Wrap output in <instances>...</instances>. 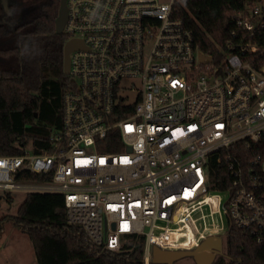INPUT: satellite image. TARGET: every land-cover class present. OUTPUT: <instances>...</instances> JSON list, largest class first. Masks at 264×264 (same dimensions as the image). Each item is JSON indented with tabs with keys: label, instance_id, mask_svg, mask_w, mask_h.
<instances>
[{
	"label": "built area",
	"instance_id": "1",
	"mask_svg": "<svg viewBox=\"0 0 264 264\" xmlns=\"http://www.w3.org/2000/svg\"><path fill=\"white\" fill-rule=\"evenodd\" d=\"M178 2L66 0L62 33L81 46L61 127L40 152L0 155L1 193L61 194L67 223L108 249L142 234L143 264L153 245L193 248L230 221L264 239V0L232 12L214 60ZM214 155L231 176L224 191L211 189ZM26 171L49 180H18ZM214 213L223 226L198 224Z\"/></svg>",
	"mask_w": 264,
	"mask_h": 264
},
{
	"label": "trees",
	"instance_id": "2",
	"mask_svg": "<svg viewBox=\"0 0 264 264\" xmlns=\"http://www.w3.org/2000/svg\"><path fill=\"white\" fill-rule=\"evenodd\" d=\"M34 1L39 2L37 8L22 22L12 23L20 10L14 4L9 6L11 21L0 22V155H14L26 147L40 152L49 147L51 132L61 127V100L70 80L62 72L66 36L55 31L60 1ZM245 1L179 0L176 15L193 29L200 49L219 59L222 52L217 46L225 49L232 12ZM4 13L0 4V14ZM209 172L211 189L229 187L231 176L216 155L211 156ZM17 179L49 180L27 171ZM1 196L12 201L9 191ZM23 198L14 214L0 218V228L8 220L26 233L36 264H143L142 234H125L119 250L108 249L94 244L79 226L67 223L61 194L33 191ZM225 246L224 254H217L211 264H264V239L257 241L232 221L225 231Z\"/></svg>",
	"mask_w": 264,
	"mask_h": 264
},
{
	"label": "rangeland",
	"instance_id": "3",
	"mask_svg": "<svg viewBox=\"0 0 264 264\" xmlns=\"http://www.w3.org/2000/svg\"><path fill=\"white\" fill-rule=\"evenodd\" d=\"M4 192L1 193L2 195ZM25 191L21 189L10 190L12 201L8 202L4 196L0 199V218L5 214H14L20 202L24 199ZM211 200V199H210ZM217 201L211 200V207L216 209ZM205 211L207 208L204 209ZM200 226L214 224L220 226L221 222L218 214L212 217L206 215L198 222ZM223 226V223L221 224ZM220 236L218 242H213L214 246H219L222 254L225 251V230L217 234ZM190 246V245H185ZM217 256V255H216ZM215 256V257H216ZM214 257V258H215ZM214 261V260H213ZM213 263V262H212ZM0 264H36L32 243L26 233L22 232L18 226H14L11 221L5 220L0 228ZM172 264H195L191 256H182L174 260Z\"/></svg>",
	"mask_w": 264,
	"mask_h": 264
},
{
	"label": "water",
	"instance_id": "4",
	"mask_svg": "<svg viewBox=\"0 0 264 264\" xmlns=\"http://www.w3.org/2000/svg\"><path fill=\"white\" fill-rule=\"evenodd\" d=\"M60 6L55 20L56 33H62V29L66 20V0H59ZM81 42L76 38L65 41L62 54L63 64L62 72L66 75L69 67V52L72 49L79 48ZM220 236L217 234L208 235L202 238L193 248L167 249L159 248L153 245L150 261L156 264H172V262L182 256H191L195 264H211L217 254H221L219 246H214L213 242H218Z\"/></svg>",
	"mask_w": 264,
	"mask_h": 264
},
{
	"label": "flooded vegetation",
	"instance_id": "5",
	"mask_svg": "<svg viewBox=\"0 0 264 264\" xmlns=\"http://www.w3.org/2000/svg\"><path fill=\"white\" fill-rule=\"evenodd\" d=\"M2 3V6H10L11 4L19 5L20 10L18 15L12 19V23H19L25 20L26 17H28L35 8H37L39 2H36L34 0H0ZM7 20L10 22V15L6 16Z\"/></svg>",
	"mask_w": 264,
	"mask_h": 264
},
{
	"label": "crops",
	"instance_id": "6",
	"mask_svg": "<svg viewBox=\"0 0 264 264\" xmlns=\"http://www.w3.org/2000/svg\"><path fill=\"white\" fill-rule=\"evenodd\" d=\"M0 4L2 5L1 2H0ZM4 9L6 10V13H4V14H0V22H3V23H9V21H8L7 18H6V16H7L8 13H9V6H6V4H5Z\"/></svg>",
	"mask_w": 264,
	"mask_h": 264
}]
</instances>
